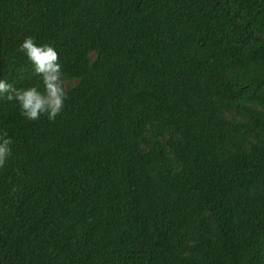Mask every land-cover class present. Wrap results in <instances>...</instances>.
Here are the masks:
<instances>
[{
  "label": "trees",
  "instance_id": "16d2710c",
  "mask_svg": "<svg viewBox=\"0 0 264 264\" xmlns=\"http://www.w3.org/2000/svg\"><path fill=\"white\" fill-rule=\"evenodd\" d=\"M0 264H264V0H0Z\"/></svg>",
  "mask_w": 264,
  "mask_h": 264
},
{
  "label": "clouds",
  "instance_id": "9594fccd",
  "mask_svg": "<svg viewBox=\"0 0 264 264\" xmlns=\"http://www.w3.org/2000/svg\"><path fill=\"white\" fill-rule=\"evenodd\" d=\"M18 51L31 64L38 83L14 87L10 82L0 79V98L13 102L19 114L28 121H35L44 115L48 120H53L66 99V77L57 62L56 50L48 44L37 45L29 36L18 45ZM11 144V138L0 134V166L10 157Z\"/></svg>",
  "mask_w": 264,
  "mask_h": 264
}]
</instances>
